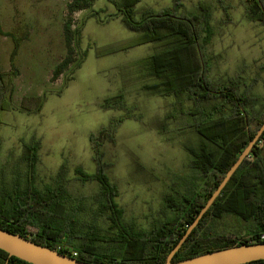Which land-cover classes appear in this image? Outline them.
<instances>
[{
    "label": "rangeland",
    "instance_id": "374dc122",
    "mask_svg": "<svg viewBox=\"0 0 264 264\" xmlns=\"http://www.w3.org/2000/svg\"><path fill=\"white\" fill-rule=\"evenodd\" d=\"M70 1L0 0V70L15 76L14 108L0 111V187L9 190L16 182L26 186L25 145L38 140L37 187L55 186L65 165V184L79 219L93 222L100 184L82 183L75 169L95 172V155L101 152L108 164L106 171L119 188L117 202L126 221L137 230L149 231L155 222L173 216L167 194L198 176L190 167L191 155L185 145H198L200 135L187 127L184 118L169 117L178 116L174 98L145 88L153 81L141 61L156 49L152 44L119 49L134 41L137 33L115 16L117 11L108 0H97L92 9L73 14L74 27L82 28L77 50H87V56L74 73L68 70L52 81L53 69L66 53L63 26ZM179 2L185 13L197 12L201 3L211 6L213 36L201 47L210 65L209 76L216 81L238 76L243 82L257 80L252 91L259 97L257 107L263 110L264 25L249 19L246 0ZM175 3L141 0L138 8L158 12ZM94 12L100 18L91 17ZM15 42L18 47L12 60ZM119 94L124 95L123 105L133 109L134 117L124 119L113 137L99 136L113 118L128 110L107 106V99ZM43 96L37 110V99ZM214 225L223 234L243 239L252 228L250 222L232 216Z\"/></svg>",
    "mask_w": 264,
    "mask_h": 264
},
{
    "label": "trees",
    "instance_id": "16d2710c",
    "mask_svg": "<svg viewBox=\"0 0 264 264\" xmlns=\"http://www.w3.org/2000/svg\"><path fill=\"white\" fill-rule=\"evenodd\" d=\"M97 0H71L67 4L63 33L66 53L52 72V81L64 72L74 73L81 67L87 50L78 51L82 28L74 27L73 14L93 8ZM114 5L126 27L137 33L131 43L120 50L152 44L155 51L141 61L145 74L152 79L145 88L165 98H174L178 116L187 127L200 135L198 145H185L191 155L190 167L198 174L187 180L182 189L166 196L171 218L157 221L149 231L137 230L125 219L124 209L117 202L118 186L106 171L108 166L101 152H96L93 173L81 167L75 169L82 183L97 181L100 189L94 197L97 204L93 222L79 219L78 207L65 184L67 167L63 165L55 186L41 190L36 185L39 162V141L25 145L28 163L27 184L18 182L12 189L0 187V228L23 235L32 241L89 263L103 264H164L167 256L192 224L206 202L217 189L227 171L254 138L264 123V109H259V97L253 93L255 82L241 78L226 81L209 76V62L204 59L205 48L212 36L211 6L201 3L197 12L185 13L179 0L171 9L141 10V0H108ZM223 3V0H220ZM247 16L264 25V0H246ZM228 15L227 7L223 6ZM140 11V12H139ZM100 18L98 12L91 17ZM113 16H108V21ZM1 31V28H0ZM12 52V60L17 51ZM14 64L12 63V66ZM14 74L0 70V111L13 109ZM72 78V77H71ZM70 78V79H71ZM69 79V78H68ZM124 95L107 99V106L126 109ZM44 96L37 99L40 109ZM129 111H128V110ZM126 116L113 118L99 136L113 133L126 118L134 117L127 108ZM107 136V137H108ZM94 137V136H92ZM78 203V202H77ZM72 205V206H71ZM232 216L250 222L247 238L226 235L216 230L215 222ZM101 220L103 224H100ZM29 227L35 228L30 232ZM264 133L223 189L211 208L201 219L189 238L177 252L174 261H182L243 243L264 242ZM77 252V255H73ZM31 264L0 249V264ZM248 264H264V260Z\"/></svg>",
    "mask_w": 264,
    "mask_h": 264
},
{
    "label": "water",
    "instance_id": "95a60500",
    "mask_svg": "<svg viewBox=\"0 0 264 264\" xmlns=\"http://www.w3.org/2000/svg\"><path fill=\"white\" fill-rule=\"evenodd\" d=\"M263 133L264 123L258 129L254 138L250 140L247 147L239 155L236 162L227 171L225 177L218 185L217 189L212 193L205 206L201 209L192 224L187 228L186 232L171 250L164 264H248L253 261L264 260V242H256L243 243L241 245L194 256L182 261H174V257L177 252L189 238L193 230L198 226L201 219L211 208L216 199L221 195L223 189L244 160L250 155L252 149L261 139ZM0 249L6 251L9 256L17 257L31 264H103L78 260L70 255L63 254L49 247L40 245L23 235L4 230L2 228H0ZM7 263L8 261L6 264Z\"/></svg>",
    "mask_w": 264,
    "mask_h": 264
},
{
    "label": "built area",
    "instance_id": "2783aa9c",
    "mask_svg": "<svg viewBox=\"0 0 264 264\" xmlns=\"http://www.w3.org/2000/svg\"><path fill=\"white\" fill-rule=\"evenodd\" d=\"M262 239H264V235L261 236ZM73 255H77V252H73Z\"/></svg>",
    "mask_w": 264,
    "mask_h": 264
}]
</instances>
